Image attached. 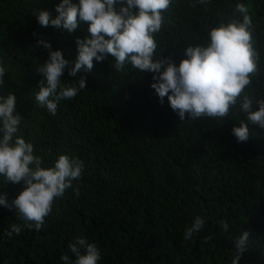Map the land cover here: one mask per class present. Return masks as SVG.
<instances>
[{"label": "trees", "instance_id": "16d2710c", "mask_svg": "<svg viewBox=\"0 0 264 264\" xmlns=\"http://www.w3.org/2000/svg\"><path fill=\"white\" fill-rule=\"evenodd\" d=\"M0 264H264V0H0Z\"/></svg>", "mask_w": 264, "mask_h": 264}]
</instances>
